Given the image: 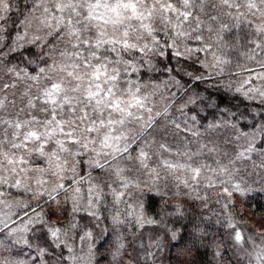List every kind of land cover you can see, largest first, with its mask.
<instances>
[{
	"label": "snow or ice",
	"instance_id": "1",
	"mask_svg": "<svg viewBox=\"0 0 264 264\" xmlns=\"http://www.w3.org/2000/svg\"><path fill=\"white\" fill-rule=\"evenodd\" d=\"M258 201L264 0H0V264H264Z\"/></svg>",
	"mask_w": 264,
	"mask_h": 264
},
{
	"label": "trees",
	"instance_id": "2",
	"mask_svg": "<svg viewBox=\"0 0 264 264\" xmlns=\"http://www.w3.org/2000/svg\"><path fill=\"white\" fill-rule=\"evenodd\" d=\"M257 204L264 205V201H258ZM254 208H256V205H254ZM205 226V225H202ZM209 228V232L211 233L212 224L209 223L206 225ZM211 239V235L209 236V240ZM231 253H228V256H230ZM170 257V254L168 252H165L162 256V260H166L168 262V259ZM194 257L197 260V264H207L208 261H211L212 259V252L211 249H206L204 246H200L198 251H194Z\"/></svg>",
	"mask_w": 264,
	"mask_h": 264
},
{
	"label": "clouds",
	"instance_id": "3",
	"mask_svg": "<svg viewBox=\"0 0 264 264\" xmlns=\"http://www.w3.org/2000/svg\"><path fill=\"white\" fill-rule=\"evenodd\" d=\"M103 227H104V225H103V223H101L99 226H97L95 229H94V231H95V233H96V236H97V239H96V244H99L101 241H103L104 240V234H103ZM102 254L103 255H107V251H106V249L105 250H103L102 251ZM99 255L100 254H98V258H99ZM163 255V254H162ZM102 264H108V261H102ZM160 264H168V262L166 261V260H160Z\"/></svg>",
	"mask_w": 264,
	"mask_h": 264
}]
</instances>
